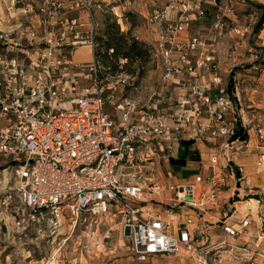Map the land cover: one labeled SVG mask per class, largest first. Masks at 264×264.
I'll return each instance as SVG.
<instances>
[{
    "label": "built area",
    "instance_id": "1",
    "mask_svg": "<svg viewBox=\"0 0 264 264\" xmlns=\"http://www.w3.org/2000/svg\"><path fill=\"white\" fill-rule=\"evenodd\" d=\"M72 1H47V19L0 30V196L6 207L21 204L12 208V232L22 235L26 220L48 215L54 228L113 216L137 262L264 264V220L250 206L241 214L229 195L232 154L249 147L250 135L224 87L217 38L186 35L205 17L202 0H168L180 14L170 25L159 10L147 19L158 31V91L147 103L121 99L116 119L101 67L73 58L80 48L95 51L94 19L84 31L65 17L81 5L91 15L95 0ZM256 135L264 151V128ZM183 142L210 146L205 159L198 150L199 174L178 178L169 169L164 176L160 163L179 160Z\"/></svg>",
    "mask_w": 264,
    "mask_h": 264
},
{
    "label": "rangeland",
    "instance_id": "2",
    "mask_svg": "<svg viewBox=\"0 0 264 264\" xmlns=\"http://www.w3.org/2000/svg\"><path fill=\"white\" fill-rule=\"evenodd\" d=\"M47 1L50 2L0 0V28L7 27V31L15 33L33 20L47 19L42 11ZM139 1L93 2L99 45L108 39L110 32L116 38L124 36L128 40H137L146 50L138 60L110 57L101 63L107 110L114 119L117 118L114 107L121 99L147 103L158 91L161 70L154 54V42H150L144 31L147 29L146 21L138 10ZM259 2L261 0H216L217 6L202 3L204 19L192 21L186 34L205 40L210 38L207 43H211L213 37L222 38L220 52L216 56L223 69V84L225 88L233 85L231 94L238 116L246 130L251 131L252 139L248 148L232 154V166L237 177L229 195L235 193L234 200L239 202L237 206L241 214L245 213L246 206L252 207L258 222L264 220V159L261 158L264 151L256 138L257 129L264 128V47L262 32L257 30L263 10L258 7ZM169 88L165 90L176 98L178 92L172 86ZM191 147L198 154L186 162L190 171L183 170L182 164L176 167L163 162L159 171L167 176L171 169L178 178L199 174L198 150L205 159L210 146L198 142ZM13 207H21V204L13 202L6 207L0 196V264H185L176 258L137 262L131 243L123 232L121 219L113 216H88L76 227L66 222L54 228L50 226L48 215L40 222L26 220L27 229L22 235H17L11 230Z\"/></svg>",
    "mask_w": 264,
    "mask_h": 264
},
{
    "label": "crops",
    "instance_id": "3",
    "mask_svg": "<svg viewBox=\"0 0 264 264\" xmlns=\"http://www.w3.org/2000/svg\"><path fill=\"white\" fill-rule=\"evenodd\" d=\"M67 2L74 4V2L72 0H67ZM202 3L203 4L207 3L210 5L211 4L216 5L214 2H211V0H202ZM257 5L264 6V0H261V2H259V4H257ZM137 7H138L140 14L143 16L144 20L146 21V28L147 29H145L144 31H145L146 36L149 37L150 42L151 41L155 42L158 38V31L156 30V28L154 26L150 25L147 21V19L155 11L159 10L161 12L166 13V21L164 22V24L166 26L174 23L180 17V14H178V9L173 8L169 4L168 0H141L137 4ZM92 11H94L93 8H92ZM92 11H91V15H90V13L81 5L80 7H78L75 10H69L68 9L67 11H65V17L67 19H78L80 21V23L83 24L82 30L86 31L89 29V24L91 22V18L94 19ZM0 27H2L1 23H0ZM0 30L7 31V27H5L4 29L0 28ZM260 32H262L261 33V40H262V46L264 47V27L262 30H260ZM216 38H217V43H216V52L217 53L216 54L218 56L219 52H220V45L222 44V42H221L222 38L218 37V36H216ZM73 58L78 62L93 63L94 62V51H91V50L85 49V48H80L73 53ZM204 75H205L206 80H208V81L212 80L211 75H209L207 73H204ZM172 88L174 90L178 89L177 87H174V86H172ZM247 131L250 135V141L252 142L251 131H249V130H247ZM189 151L191 152V154H193L195 156H197V154H198L197 150L192 149V147L189 148ZM193 163L196 164V162H193ZM176 167H178V165ZM180 167H182L183 170H187V171L189 170V167H187V165L185 166V164L183 166H180ZM194 169H195V167H194Z\"/></svg>",
    "mask_w": 264,
    "mask_h": 264
},
{
    "label": "trees",
    "instance_id": "4",
    "mask_svg": "<svg viewBox=\"0 0 264 264\" xmlns=\"http://www.w3.org/2000/svg\"><path fill=\"white\" fill-rule=\"evenodd\" d=\"M258 7H260L263 10V14L257 24V30L260 31L264 27V6L258 5ZM108 35H109L108 39L104 42H101L100 45L97 41V35L95 36L97 47L94 51V61L100 67H101V63L104 62L105 60H108L110 57H114V59L116 60H118L119 58H124V59L134 61V60H138L139 58H141L146 52L143 44H141L137 40H128L124 36L120 38H116V37H113L110 34V32H108ZM110 52L112 53L111 55L109 54ZM97 76L99 80L103 81L104 77L102 76V70L98 72ZM233 88H234L233 85H230V88H228V91L231 93ZM242 132H243V128L241 127L239 134H241ZM242 138L247 139V136L243 135ZM183 146L186 149L182 153V156L180 157V159L171 160V164L173 166H177L181 164L184 165L189 160V158L195 157V155L191 154V152L189 151V148L192 146L191 142H183Z\"/></svg>",
    "mask_w": 264,
    "mask_h": 264
}]
</instances>
